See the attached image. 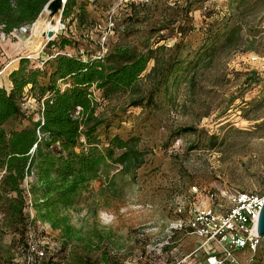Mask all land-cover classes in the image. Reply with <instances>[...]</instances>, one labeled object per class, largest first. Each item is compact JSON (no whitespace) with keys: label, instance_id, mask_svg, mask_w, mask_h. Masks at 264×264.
<instances>
[{"label":"rangeland","instance_id":"374dc122","mask_svg":"<svg viewBox=\"0 0 264 264\" xmlns=\"http://www.w3.org/2000/svg\"><path fill=\"white\" fill-rule=\"evenodd\" d=\"M87 1V19L79 23L75 11L66 19L61 14L58 32L52 39L57 41L61 36L73 41L75 45L65 47L63 53L84 60L96 58L103 49L110 50L115 45L142 50L146 43L153 44L163 37L159 45L171 47L182 39L187 53L199 46L214 21L228 16L231 5L230 0H150L143 6L134 2V6H116L113 0ZM187 2L190 20L180 18L179 9L176 10ZM112 9L113 30L102 40ZM253 17L247 19L251 21ZM34 23L27 26L26 32H13L0 39V87L7 88L6 74L16 60L30 56L29 66L34 68L50 53L31 36ZM179 23L191 27V31L176 34ZM247 29L244 26V39ZM256 31L253 49L219 58L214 68L200 73L195 92L184 84L176 91L171 88L173 99L159 95L158 109L150 112L128 107L124 122L117 127L115 121L109 135L138 136L139 148L146 153L145 164L136 172L135 185L125 184L120 178H116L115 186L108 185L106 172H101L75 209L66 212L70 224L80 229L84 238L93 235V231L112 236L109 243L112 249H119L118 260L122 264H168L191 253L200 242L195 236L166 233L177 218L173 207L180 194L193 186L201 193L218 196L221 192L264 190V126L255 127L264 123V21ZM152 65V62L147 65L145 73ZM251 72L259 79L257 84L247 82ZM94 96L101 103L97 113L106 117L124 107V98L102 103L98 92ZM40 109V104L26 98L23 104L26 115L37 120ZM27 125L26 120H13L5 128L19 130ZM186 127L194 128L195 132L178 133ZM211 135L217 138L214 149H209ZM115 170L109 172V177ZM218 202L227 206L224 198L218 197ZM29 215L28 250H23L24 242L18 234L0 233V264L31 263L35 259L32 248L42 250L44 260H52V264H79L72 250L63 249L58 231L35 221L32 210ZM78 247V255L97 262V253L86 256L82 246ZM201 255L199 252L198 258ZM260 255L263 260L257 264H264V242Z\"/></svg>","mask_w":264,"mask_h":264},{"label":"trees","instance_id":"16d2710c","mask_svg":"<svg viewBox=\"0 0 264 264\" xmlns=\"http://www.w3.org/2000/svg\"><path fill=\"white\" fill-rule=\"evenodd\" d=\"M49 1L0 0V32L9 35L20 27L30 26ZM230 3L228 16L214 21L199 46L187 53L182 39L165 47L159 45L163 37L153 44L146 43L142 50L115 45L100 58L84 60L63 53L65 47L75 43L60 36L43 48L50 53L41 60L42 67L29 66L25 58L19 60L17 68L8 75L10 88L0 87L1 234H18L24 242L23 250L27 251L32 210L35 221L59 232L63 249L72 250L79 264H122L118 260L119 249H112L109 243L112 236L93 231V235L84 238L80 229L70 224L66 212L75 209L101 172H106L108 185L115 186L116 178L135 185L136 172L146 158L139 148L140 138L109 135L115 121L117 127L124 122L126 108L156 110L160 107L159 95L172 100L174 93L170 89L176 91L183 84L195 92L200 73L214 68L219 58L253 49L252 38L264 21V0H230ZM87 5V0H67L63 19L75 11L79 23H83L88 16ZM176 10L180 18L190 20V3ZM249 16H254L251 21L247 19ZM244 26L248 28L245 39ZM190 28L179 23L176 34L185 35ZM150 62L153 65L145 73ZM247 78L248 83L259 81L252 72ZM95 91L102 103L124 98V107L109 117L97 113L101 103L94 96ZM28 97L40 104L37 120L23 111ZM13 120H26L28 125L19 130L6 129L5 125ZM262 126L264 123L255 127ZM189 132L195 129L186 127L178 133ZM216 140L215 135L210 136L209 149L218 145ZM110 169L116 170L109 177ZM78 246H82L86 256L97 253V262L78 255ZM35 264H52V260L43 258Z\"/></svg>","mask_w":264,"mask_h":264},{"label":"built area","instance_id":"2783aa9c","mask_svg":"<svg viewBox=\"0 0 264 264\" xmlns=\"http://www.w3.org/2000/svg\"><path fill=\"white\" fill-rule=\"evenodd\" d=\"M115 5L129 3L146 4L150 0H113ZM113 10L108 13L107 26L102 34L105 40L113 30ZM26 32L27 26L13 32ZM11 32L9 35H12ZM9 35L0 32V39ZM48 43V42H47ZM103 49L98 58L106 53ZM30 59L31 57H24ZM80 108L76 109L78 114ZM264 181V180H263ZM28 188L27 179L25 182ZM218 197L227 201V206L218 202ZM264 204V190L260 192H221L201 193L195 186L180 194L173 207L177 217L170 223L166 233H183L200 239L199 245L191 253L168 264H257L261 259L260 249L264 239L257 234L258 216ZM201 257L198 258V253ZM31 253L36 260L43 259L45 254L38 248H32ZM151 264V263H150Z\"/></svg>","mask_w":264,"mask_h":264},{"label":"water","instance_id":"95a60500","mask_svg":"<svg viewBox=\"0 0 264 264\" xmlns=\"http://www.w3.org/2000/svg\"><path fill=\"white\" fill-rule=\"evenodd\" d=\"M67 0H50L42 9H47L49 11V14L51 17H54L55 15H61L64 9V6L66 4ZM54 37L53 30H48L43 35V42L41 43V48H44L47 42L51 41ZM257 234L258 236L262 237L264 239V204L262 205V208L260 210L259 216H258V223H257Z\"/></svg>","mask_w":264,"mask_h":264},{"label":"bare ground","instance_id":"6f19581e","mask_svg":"<svg viewBox=\"0 0 264 264\" xmlns=\"http://www.w3.org/2000/svg\"><path fill=\"white\" fill-rule=\"evenodd\" d=\"M58 26H60L59 15L51 17L49 11L44 9L40 14V17L32 26L31 36L35 37L36 44L39 46L43 42V35L48 30H53L54 34L58 32ZM62 28V25H61ZM34 40H32L34 42ZM32 43V42H31Z\"/></svg>","mask_w":264,"mask_h":264},{"label":"crops","instance_id":"0c3cea01","mask_svg":"<svg viewBox=\"0 0 264 264\" xmlns=\"http://www.w3.org/2000/svg\"><path fill=\"white\" fill-rule=\"evenodd\" d=\"M16 62H17L16 65H15L11 70H9V71L7 72V74H6V76H7V77H6V80H5L6 83H7V84H6V85H7V88H6V89H9L10 86H11V84H10V82H9V80H8V75H9V73H10L12 70H15V69L17 68L19 60H16ZM6 68H7V67H6ZM5 70H6V69H4L3 71L5 72Z\"/></svg>","mask_w":264,"mask_h":264}]
</instances>
